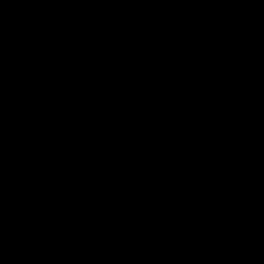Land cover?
Here are the masks:
<instances>
[{
	"label": "water",
	"instance_id": "1",
	"mask_svg": "<svg viewBox=\"0 0 264 264\" xmlns=\"http://www.w3.org/2000/svg\"><path fill=\"white\" fill-rule=\"evenodd\" d=\"M0 264H264V0H0Z\"/></svg>",
	"mask_w": 264,
	"mask_h": 264
}]
</instances>
